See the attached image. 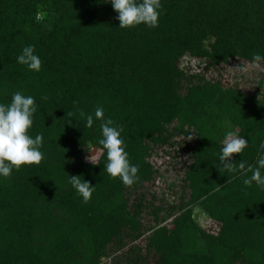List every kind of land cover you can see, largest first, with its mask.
Instances as JSON below:
<instances>
[{"label": "trees", "instance_id": "trees-1", "mask_svg": "<svg viewBox=\"0 0 264 264\" xmlns=\"http://www.w3.org/2000/svg\"><path fill=\"white\" fill-rule=\"evenodd\" d=\"M161 4L158 27L121 29L110 0H0V104L17 91L35 98L29 135L43 134L44 154L39 165L0 176V264H264V189L217 168L224 107L248 140L233 162L256 166L264 99L179 63L187 53L208 66L264 56V0ZM27 45L42 61L39 72L17 62ZM97 106L123 126L128 159L139 166L131 187L106 172ZM81 110L93 115L91 128ZM161 142L191 151L186 192L169 203L148 200L143 187L159 173L150 156ZM90 143L103 149L95 165L82 158ZM72 175L95 188L87 204ZM195 208L222 223L218 234Z\"/></svg>", "mask_w": 264, "mask_h": 264}, {"label": "clouds", "instance_id": "clouds-1", "mask_svg": "<svg viewBox=\"0 0 264 264\" xmlns=\"http://www.w3.org/2000/svg\"><path fill=\"white\" fill-rule=\"evenodd\" d=\"M114 11L118 13L121 29H128L146 25L148 28L158 27V17L162 9L161 0H110ZM17 62L27 67L29 71L39 72L42 67L40 57L35 54V46L27 45L22 48L17 56ZM251 67L264 70V56L253 53ZM241 71H247V67ZM42 99H47L46 96ZM37 111L35 98L25 96L20 91L12 95L9 104H0V176L8 178L12 170L17 171L24 165H39L44 158L40 151L43 146V134H37L35 138L29 135V129L33 125V116ZM66 115L71 118L75 114L71 111ZM95 118L102 121L100 128L102 138L99 144L107 153V163L105 165L108 175L115 179L119 177L125 187L133 186L138 180L139 166L133 165L128 159L125 151L124 141L120 138L123 131L122 125H115L111 119H105L104 110L101 106L95 109ZM80 117L86 119L85 127L93 126V115H86L80 111ZM115 125V126H114ZM192 139V137L188 138ZM248 146V140L229 131L223 140V146L219 154L221 172L239 173L245 186L251 187L255 182L261 189H264V176L261 169H264V142H261V154L257 158L256 166L247 165L244 161L233 162L234 154H241ZM88 161L93 165L98 164L97 158L89 155ZM251 173L249 176L248 174ZM69 183L82 197V202L87 204L92 197L95 188L89 181L81 180V176H70ZM211 194V193H210Z\"/></svg>", "mask_w": 264, "mask_h": 264}, {"label": "rangeland", "instance_id": "rangeland-1", "mask_svg": "<svg viewBox=\"0 0 264 264\" xmlns=\"http://www.w3.org/2000/svg\"><path fill=\"white\" fill-rule=\"evenodd\" d=\"M209 62L207 58H193L187 53L181 58L179 63L188 73L201 72L207 79L221 81L226 87H240L246 94L254 95L256 100L264 99V70L251 67L252 61L234 57L231 61L218 65L208 66ZM245 67H247V71H241ZM232 115V110L224 107L219 117V124L228 130V132L231 131L240 136L231 122ZM196 137H198L197 133L193 131V138ZM180 138L178 137V139ZM161 143L152 145L153 151L151 150L152 154L150 156V160L158 167L159 173L154 180L145 182L143 187H146L148 200L152 199L154 195L156 202L163 201V203H169L178 200L180 192H186L183 189V186L186 184L184 177L187 169L186 166L191 161V151L183 148L179 142ZM102 152V148L90 143L82 158L88 161L87 157L91 155L99 160ZM194 215L207 231L214 234L220 232L221 222L209 218L199 208L194 209ZM150 217L147 213L146 218L148 222ZM163 223H172V216L167 217ZM146 241L145 236L140 241L144 247H146ZM150 259L153 261L152 257Z\"/></svg>", "mask_w": 264, "mask_h": 264}]
</instances>
